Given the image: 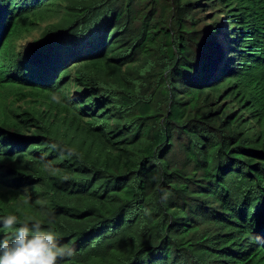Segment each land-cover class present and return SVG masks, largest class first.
<instances>
[{"label":"trees","instance_id":"trees-1","mask_svg":"<svg viewBox=\"0 0 264 264\" xmlns=\"http://www.w3.org/2000/svg\"><path fill=\"white\" fill-rule=\"evenodd\" d=\"M7 215L70 264H264V0H0Z\"/></svg>","mask_w":264,"mask_h":264},{"label":"clouds","instance_id":"clouds-1","mask_svg":"<svg viewBox=\"0 0 264 264\" xmlns=\"http://www.w3.org/2000/svg\"><path fill=\"white\" fill-rule=\"evenodd\" d=\"M52 100L61 102L55 94ZM66 154L68 157L77 155L71 148ZM161 191L164 192L162 200H166L167 192ZM47 216V223H54L55 214L49 211ZM0 230L7 233L0 234V264H70L76 254L73 246L61 243L54 230L44 227L43 222L35 217H26L23 222L16 215L0 217Z\"/></svg>","mask_w":264,"mask_h":264},{"label":"rangeland","instance_id":"rangeland-1","mask_svg":"<svg viewBox=\"0 0 264 264\" xmlns=\"http://www.w3.org/2000/svg\"><path fill=\"white\" fill-rule=\"evenodd\" d=\"M63 12L64 11L61 10L59 13L52 15V17L36 23V25H33L30 31L22 33L21 37L15 40V46L17 47L18 51L21 52L23 58L26 57V53L29 48H32L35 44L43 40L45 34L47 32H51L53 27L61 22ZM11 102V99L8 100L4 106H8L9 109L14 108L11 106ZM27 103H29V101H19L15 103V106L19 108L22 106H27Z\"/></svg>","mask_w":264,"mask_h":264}]
</instances>
